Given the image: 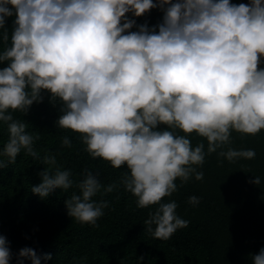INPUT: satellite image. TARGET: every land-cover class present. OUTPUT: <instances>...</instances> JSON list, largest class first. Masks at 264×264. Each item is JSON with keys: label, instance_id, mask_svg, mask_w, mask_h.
Returning <instances> with one entry per match:
<instances>
[{"label": "clouds", "instance_id": "clouds-1", "mask_svg": "<svg viewBox=\"0 0 264 264\" xmlns=\"http://www.w3.org/2000/svg\"><path fill=\"white\" fill-rule=\"evenodd\" d=\"M158 8L162 21L136 25ZM15 16L11 46L0 54V122L8 139L0 151V168L25 155L47 166L33 194L48 197L54 190L77 192L65 200L69 217L96 225L109 206L95 200L111 193L115 183L103 185L98 173L85 169L76 183L62 170L56 155L43 156L34 146L40 137L14 119L43 100H59L61 129L80 134L93 158L126 166L120 183L136 197L137 206L157 207L144 221L146 231L169 239L189 221L177 214L175 200L161 202L194 176L206 155L231 144L233 131L256 134L264 130V0L233 4L230 0H0V29L9 40L7 18ZM136 26L135 31H130ZM158 125L166 128L158 130ZM176 130H179L177 132ZM182 133V134H180ZM206 138L192 146L190 135ZM63 145L71 146L65 136ZM230 162L250 160L254 149L218 152ZM250 181L262 184L254 175ZM197 196L188 203L199 204ZM52 259L35 250H19L17 264ZM10 248L0 235V264H9ZM138 258V264L140 260ZM251 264H264V247Z\"/></svg>", "mask_w": 264, "mask_h": 264}, {"label": "trees", "instance_id": "trees-1", "mask_svg": "<svg viewBox=\"0 0 264 264\" xmlns=\"http://www.w3.org/2000/svg\"><path fill=\"white\" fill-rule=\"evenodd\" d=\"M230 3L248 4L249 0ZM126 15L134 18L136 25L147 23L151 28L162 21L163 13L154 8L140 17ZM14 20L15 16L9 17L5 23L7 42L0 29V54L11 46ZM135 30L136 26L130 31ZM8 63L0 62V69ZM41 95L43 100L34 102L26 114L13 113L14 119L28 125L27 132L39 135L34 146L40 155L55 154L57 164L62 170H71L76 183L88 169L99 174L103 185L115 183L117 187L111 193L93 197L109 202L96 225L77 222L68 216L65 207L72 192L79 194L75 183L69 190L56 189L46 198L33 194L31 188L42 182L39 173L47 166L21 151L14 164L0 168V235L6 237L10 248L9 264H17L18 252L24 247L33 248L40 257L51 254L46 264H138V258H142L140 264H251L252 256L264 247V130L256 134L233 131L230 145L206 155L202 166H193L204 173L203 179L193 176L181 184L177 178V191L161 202L175 200L177 214L189 223L169 239L159 240L144 230V221L157 205L137 206L136 197L120 183L126 166L116 169L102 158H93L85 150L80 134L57 126L61 102L50 101L46 90H41ZM165 128L157 126L158 130ZM65 136L71 146L63 145ZM7 139V125L0 122V151ZM190 139L193 147L203 142L207 150L206 138L193 133ZM227 147L254 149L256 156L230 162L218 156ZM254 175L262 177L261 185L250 182ZM190 196L199 197V204L188 203ZM23 264L31 261L25 258Z\"/></svg>", "mask_w": 264, "mask_h": 264}]
</instances>
